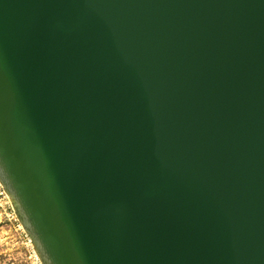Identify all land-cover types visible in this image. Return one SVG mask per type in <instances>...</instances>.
<instances>
[{"label":"water","instance_id":"1","mask_svg":"<svg viewBox=\"0 0 264 264\" xmlns=\"http://www.w3.org/2000/svg\"><path fill=\"white\" fill-rule=\"evenodd\" d=\"M0 186L40 264H264V0H0Z\"/></svg>","mask_w":264,"mask_h":264},{"label":"rangeland","instance_id":"2","mask_svg":"<svg viewBox=\"0 0 264 264\" xmlns=\"http://www.w3.org/2000/svg\"><path fill=\"white\" fill-rule=\"evenodd\" d=\"M0 264H40L9 203L0 195Z\"/></svg>","mask_w":264,"mask_h":264},{"label":"built area","instance_id":"3","mask_svg":"<svg viewBox=\"0 0 264 264\" xmlns=\"http://www.w3.org/2000/svg\"><path fill=\"white\" fill-rule=\"evenodd\" d=\"M0 195H3L4 198H7V196H6V194L4 193L3 189L1 188V186H0Z\"/></svg>","mask_w":264,"mask_h":264}]
</instances>
